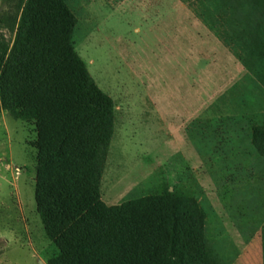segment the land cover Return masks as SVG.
<instances>
[{
	"label": "rangeland",
	"instance_id": "obj_1",
	"mask_svg": "<svg viewBox=\"0 0 264 264\" xmlns=\"http://www.w3.org/2000/svg\"><path fill=\"white\" fill-rule=\"evenodd\" d=\"M22 2L0 0V52ZM66 2L75 50L114 104L101 200L190 195L219 264H264V160L251 141L264 113L263 1ZM35 137L0 108V264L57 253L36 212Z\"/></svg>",
	"mask_w": 264,
	"mask_h": 264
},
{
	"label": "trees",
	"instance_id": "obj_2",
	"mask_svg": "<svg viewBox=\"0 0 264 264\" xmlns=\"http://www.w3.org/2000/svg\"><path fill=\"white\" fill-rule=\"evenodd\" d=\"M22 1L13 44L0 52V108L34 126L36 212L57 249L47 264H219L192 196L101 200L113 101L75 50L66 0ZM251 141L264 160V113Z\"/></svg>",
	"mask_w": 264,
	"mask_h": 264
},
{
	"label": "crops",
	"instance_id": "obj_3",
	"mask_svg": "<svg viewBox=\"0 0 264 264\" xmlns=\"http://www.w3.org/2000/svg\"><path fill=\"white\" fill-rule=\"evenodd\" d=\"M231 264H233V263H231Z\"/></svg>",
	"mask_w": 264,
	"mask_h": 264
}]
</instances>
